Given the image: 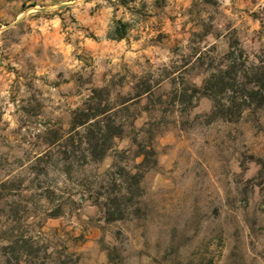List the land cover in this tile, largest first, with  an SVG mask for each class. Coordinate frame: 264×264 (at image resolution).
Segmentation results:
<instances>
[{
    "label": "rangeland",
    "instance_id": "374dc122",
    "mask_svg": "<svg viewBox=\"0 0 264 264\" xmlns=\"http://www.w3.org/2000/svg\"><path fill=\"white\" fill-rule=\"evenodd\" d=\"M8 1L0 180L45 147V128L65 131L91 103L124 122L101 161L74 166L66 180L50 175L75 201L61 216L46 217L36 191L0 196V228L20 199L35 208L19 228L39 240L32 262L264 264V104L238 120L211 119L212 100L194 88L230 49L264 65V0ZM139 170L126 214L108 219L102 203L118 174Z\"/></svg>",
    "mask_w": 264,
    "mask_h": 264
},
{
    "label": "trees",
    "instance_id": "16d2710c",
    "mask_svg": "<svg viewBox=\"0 0 264 264\" xmlns=\"http://www.w3.org/2000/svg\"><path fill=\"white\" fill-rule=\"evenodd\" d=\"M120 4L125 5L126 0ZM125 27L126 23L116 25L117 38L124 36ZM224 59V64L210 67L200 87L194 88L212 100L211 119L238 120L250 106L259 107L264 104V65L247 63L239 47L228 50ZM149 90L146 88L139 95ZM112 109L107 103H91L72 113L69 127L65 131L45 128V147L27 155L26 167H22L18 174L0 180V196L8 190L18 193V196H23L27 191H36L38 201L48 206L45 216H61L75 201L71 194L64 197V191L50 175L56 173L66 180L74 166L83 167L101 161L106 156L113 147L114 138L120 136L124 128V122L115 118ZM146 159L145 155L140 164L145 165ZM24 172L26 177L22 176ZM119 177L122 180L115 195L106 197L102 203L104 213L110 220L124 217L132 202V189L138 192L140 188L142 174L139 170L119 173ZM25 178L28 183H25ZM103 187L100 185V188ZM23 200L20 199L21 202L10 207L6 216L10 223L0 228V264H34L32 260L40 252L39 240L33 233L19 232L21 222L26 221L32 209H35L26 204V199Z\"/></svg>",
    "mask_w": 264,
    "mask_h": 264
},
{
    "label": "crops",
    "instance_id": "0c3cea01",
    "mask_svg": "<svg viewBox=\"0 0 264 264\" xmlns=\"http://www.w3.org/2000/svg\"><path fill=\"white\" fill-rule=\"evenodd\" d=\"M34 0H9L6 4H17L19 2L20 4H28L29 2H33Z\"/></svg>",
    "mask_w": 264,
    "mask_h": 264
}]
</instances>
